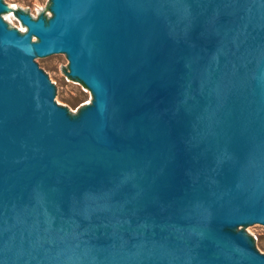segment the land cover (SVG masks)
Listing matches in <instances>:
<instances>
[{"label":"water","instance_id":"1","mask_svg":"<svg viewBox=\"0 0 264 264\" xmlns=\"http://www.w3.org/2000/svg\"><path fill=\"white\" fill-rule=\"evenodd\" d=\"M51 1L0 0V264H264V0Z\"/></svg>","mask_w":264,"mask_h":264},{"label":"rangeland","instance_id":"2","mask_svg":"<svg viewBox=\"0 0 264 264\" xmlns=\"http://www.w3.org/2000/svg\"><path fill=\"white\" fill-rule=\"evenodd\" d=\"M27 6L44 13L52 4L51 0H18ZM0 17L8 21L15 27L22 30L25 25L12 16L5 9L0 13ZM37 39L35 36H31ZM40 64L49 72V74L58 82L61 91L71 106L90 88L87 87L78 77L69 73V59L65 52L52 53L36 58ZM249 232L254 235L256 246L264 250V226L260 224H251L248 228Z\"/></svg>","mask_w":264,"mask_h":264},{"label":"bare ground","instance_id":"3","mask_svg":"<svg viewBox=\"0 0 264 264\" xmlns=\"http://www.w3.org/2000/svg\"><path fill=\"white\" fill-rule=\"evenodd\" d=\"M31 40H35V38L34 37H31Z\"/></svg>","mask_w":264,"mask_h":264},{"label":"snow or ice","instance_id":"4","mask_svg":"<svg viewBox=\"0 0 264 264\" xmlns=\"http://www.w3.org/2000/svg\"><path fill=\"white\" fill-rule=\"evenodd\" d=\"M14 6V5H13Z\"/></svg>","mask_w":264,"mask_h":264}]
</instances>
